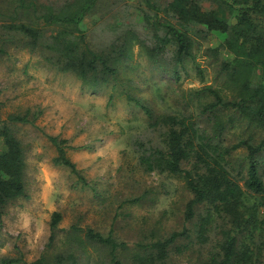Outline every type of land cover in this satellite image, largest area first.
I'll use <instances>...</instances> for the list:
<instances>
[{
	"label": "trees",
	"instance_id": "obj_1",
	"mask_svg": "<svg viewBox=\"0 0 264 264\" xmlns=\"http://www.w3.org/2000/svg\"><path fill=\"white\" fill-rule=\"evenodd\" d=\"M37 1L17 0L22 14H33L34 19L15 29L31 38L34 46L45 47L48 60L60 71L75 74L91 89L114 81L119 66L132 58L135 45L146 51L157 71L179 84L180 70L187 71L207 43L202 52L217 64L219 86L183 91L180 108L172 113H157L151 104L128 96L161 138L159 146L149 136L134 142L141 168L182 180L192 197L185 219H198L192 230L139 245L129 261L165 264L173 249L179 254L187 250L177 245L179 241L195 238L206 245L218 235L216 252L198 264H264V0H145L150 12L142 9L135 24L116 20V41L107 47L88 38L87 21L98 14L103 0ZM212 36L218 40L215 46L209 45ZM195 69L203 78L196 63ZM38 114L27 110L10 115L7 121L0 118L4 146L0 150V232L9 206L28 197L26 152L10 124L33 125ZM237 127L252 132L232 144L227 136ZM50 141L57 149L54 164L70 169L86 183L67 156V141L58 137ZM240 150L245 153L238 154ZM62 218L59 212L52 216L49 249L57 243ZM216 221L222 225L214 227ZM64 235L58 252L43 254L31 264H84L90 248L99 255L94 264L130 263L122 259L127 245L112 232L106 235L74 224ZM17 263L3 260V264Z\"/></svg>",
	"mask_w": 264,
	"mask_h": 264
},
{
	"label": "rangeland",
	"instance_id": "obj_2",
	"mask_svg": "<svg viewBox=\"0 0 264 264\" xmlns=\"http://www.w3.org/2000/svg\"><path fill=\"white\" fill-rule=\"evenodd\" d=\"M37 2L45 4L47 0ZM142 9L150 12L145 0H103L98 14L87 21L88 38L107 47L116 41V20L135 24ZM22 13L17 0H0V118L7 121L10 115L27 110L39 116L33 125L10 124L26 152L28 197L6 211L0 232V264L3 260L31 264L43 254L58 252L65 232L74 224L106 235L112 232L128 247L122 256L125 261L141 244L149 246L173 232L192 230L198 219H185L186 205L192 197L183 181L148 174L139 164L134 142L149 136L159 146L161 138L149 128L144 111L128 96L151 104L157 113H172L180 108L183 91L219 86L218 66L202 52L207 43L196 52L194 61L203 70V78L192 63L187 71L180 70L181 80L175 84L174 79L156 70L144 49L135 45L132 58L119 66L118 77L91 89L75 74L60 71L48 60L45 47L34 46L31 38L15 29V25L34 19L33 14ZM39 25L44 28L43 22ZM210 39L209 45L218 44L214 36ZM251 132L237 127L229 131L227 139L233 144ZM51 137L67 141V156L86 183L70 169L54 164L57 149ZM3 148L0 139V150ZM55 212L63 218L57 243L49 249ZM217 225L222 222L213 224ZM220 238L214 236L206 245L198 244L195 238L192 242L179 241L177 245L187 246V250L179 254L173 249L165 264H198L216 252ZM98 256L90 248L84 264H94Z\"/></svg>",
	"mask_w": 264,
	"mask_h": 264
}]
</instances>
